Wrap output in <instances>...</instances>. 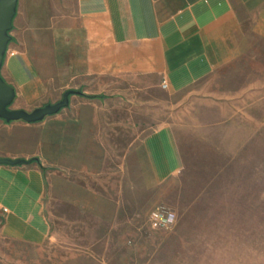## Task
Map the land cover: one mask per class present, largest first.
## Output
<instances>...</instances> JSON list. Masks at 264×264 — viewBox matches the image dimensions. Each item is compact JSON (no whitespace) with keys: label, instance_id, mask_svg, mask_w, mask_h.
Returning a JSON list of instances; mask_svg holds the SVG:
<instances>
[{"label":"crops","instance_id":"obj_1","mask_svg":"<svg viewBox=\"0 0 264 264\" xmlns=\"http://www.w3.org/2000/svg\"><path fill=\"white\" fill-rule=\"evenodd\" d=\"M9 33L0 75L15 89L10 108L83 93L40 121L0 118V158L28 160L0 164V238L30 247L59 235L68 213L80 225L116 223L117 201L132 207L131 193L179 171L167 126L109 148L105 137L133 130L117 88L151 79L181 89L216 71L236 88L264 87V0H17ZM115 166L124 190H101Z\"/></svg>","mask_w":264,"mask_h":264},{"label":"rangeland","instance_id":"obj_2","mask_svg":"<svg viewBox=\"0 0 264 264\" xmlns=\"http://www.w3.org/2000/svg\"><path fill=\"white\" fill-rule=\"evenodd\" d=\"M147 82L116 89L133 130L106 142L118 150L136 128L146 134L167 126L179 171L131 193L132 207L117 201L116 223L80 225L68 213L67 222L56 218L59 235L45 245L0 238V264H264V87L236 88L219 71L181 89ZM125 180L118 166L107 168L100 189L123 191ZM158 205L175 214L168 229L149 227Z\"/></svg>","mask_w":264,"mask_h":264},{"label":"water","instance_id":"obj_3","mask_svg":"<svg viewBox=\"0 0 264 264\" xmlns=\"http://www.w3.org/2000/svg\"><path fill=\"white\" fill-rule=\"evenodd\" d=\"M17 0H0V67L7 48V44L11 38L10 30L12 27V19L16 11ZM70 94L83 93L80 90L68 89L62 94L60 100L55 103H47L38 106L32 110L12 109L10 104L15 97V89L8 84L0 75V118L6 121L22 120L25 122L40 121L48 115L57 113L61 108L68 105ZM28 160L22 158H0V164L19 165L27 163Z\"/></svg>","mask_w":264,"mask_h":264},{"label":"built area","instance_id":"obj_4","mask_svg":"<svg viewBox=\"0 0 264 264\" xmlns=\"http://www.w3.org/2000/svg\"><path fill=\"white\" fill-rule=\"evenodd\" d=\"M174 216L175 214L169 208L163 205H158L150 210L148 215V224L152 229H168L170 228L174 221L169 222V216Z\"/></svg>","mask_w":264,"mask_h":264},{"label":"clouds","instance_id":"obj_5","mask_svg":"<svg viewBox=\"0 0 264 264\" xmlns=\"http://www.w3.org/2000/svg\"><path fill=\"white\" fill-rule=\"evenodd\" d=\"M172 221H174V216L170 215L169 216V222H172Z\"/></svg>","mask_w":264,"mask_h":264},{"label":"trees","instance_id":"obj_6","mask_svg":"<svg viewBox=\"0 0 264 264\" xmlns=\"http://www.w3.org/2000/svg\"><path fill=\"white\" fill-rule=\"evenodd\" d=\"M84 96H86V97H88V98H93V97H95V95H84Z\"/></svg>","mask_w":264,"mask_h":264}]
</instances>
